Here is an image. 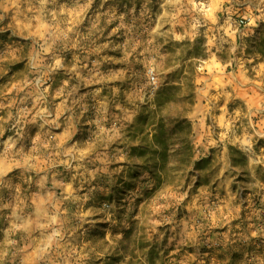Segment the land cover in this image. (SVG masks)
I'll list each match as a JSON object with an SVG mask.
<instances>
[{
	"label": "rangeland",
	"instance_id": "1",
	"mask_svg": "<svg viewBox=\"0 0 264 264\" xmlns=\"http://www.w3.org/2000/svg\"><path fill=\"white\" fill-rule=\"evenodd\" d=\"M262 25L264 0H0V264H264Z\"/></svg>",
	"mask_w": 264,
	"mask_h": 264
},
{
	"label": "trees",
	"instance_id": "2",
	"mask_svg": "<svg viewBox=\"0 0 264 264\" xmlns=\"http://www.w3.org/2000/svg\"><path fill=\"white\" fill-rule=\"evenodd\" d=\"M263 29H264V26L262 25L257 31L258 34H256V36L251 40L253 42L252 47L259 48V46L263 45V44L260 43V41H259L260 39H259V36H258V35L262 34ZM258 52L260 53L261 51L258 50Z\"/></svg>",
	"mask_w": 264,
	"mask_h": 264
}]
</instances>
